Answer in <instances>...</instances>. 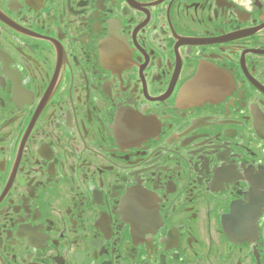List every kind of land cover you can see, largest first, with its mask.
Returning <instances> with one entry per match:
<instances>
[{
    "label": "flooded vegetation",
    "instance_id": "af4514ba",
    "mask_svg": "<svg viewBox=\"0 0 264 264\" xmlns=\"http://www.w3.org/2000/svg\"><path fill=\"white\" fill-rule=\"evenodd\" d=\"M0 264H264V0H0Z\"/></svg>",
    "mask_w": 264,
    "mask_h": 264
}]
</instances>
